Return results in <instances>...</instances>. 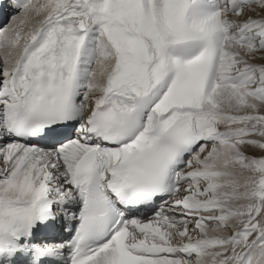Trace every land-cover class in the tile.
Segmentation results:
<instances>
[{"label":"snow or ice","instance_id":"1","mask_svg":"<svg viewBox=\"0 0 264 264\" xmlns=\"http://www.w3.org/2000/svg\"><path fill=\"white\" fill-rule=\"evenodd\" d=\"M0 264H264V0H0Z\"/></svg>","mask_w":264,"mask_h":264}]
</instances>
